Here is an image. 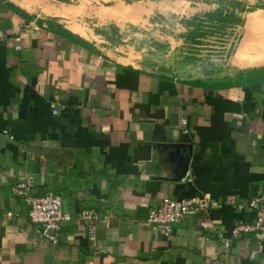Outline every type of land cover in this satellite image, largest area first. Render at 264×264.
<instances>
[{"label": "crops", "instance_id": "0c3cea01", "mask_svg": "<svg viewBox=\"0 0 264 264\" xmlns=\"http://www.w3.org/2000/svg\"><path fill=\"white\" fill-rule=\"evenodd\" d=\"M237 35L226 65L179 60L227 57ZM247 35H264V0H0V264H264V230L228 249L218 236L264 194V61L237 57ZM26 174L71 214L55 240L14 193ZM203 196L170 236L147 222L164 198Z\"/></svg>", "mask_w": 264, "mask_h": 264}, {"label": "built area", "instance_id": "2783aa9c", "mask_svg": "<svg viewBox=\"0 0 264 264\" xmlns=\"http://www.w3.org/2000/svg\"><path fill=\"white\" fill-rule=\"evenodd\" d=\"M25 32L30 31V27H24ZM15 42L17 49L22 48V36L9 37ZM184 132L187 130L184 128ZM36 186L35 178L32 174H26L18 181L14 187V193L23 198L29 207L28 218L34 223L41 225L45 236L55 240L56 231L64 221L70 220L71 214L63 209V201L59 194L46 192L42 195L32 193ZM211 205V198L208 196L192 197L189 199L164 198L158 205L149 209L147 222L152 228L163 235L170 236L173 233L174 225L180 222L186 215H194L200 211H205ZM250 209L256 211L257 216L253 222L237 223L228 229L219 230L218 236L223 246L228 249L234 239L252 231L264 230V194H258L249 202ZM79 218L86 222V238L94 248L98 245V222L100 215L95 210L84 209L80 211Z\"/></svg>", "mask_w": 264, "mask_h": 264}, {"label": "rangeland", "instance_id": "374dc122", "mask_svg": "<svg viewBox=\"0 0 264 264\" xmlns=\"http://www.w3.org/2000/svg\"><path fill=\"white\" fill-rule=\"evenodd\" d=\"M253 17V18H252ZM251 17V19H252V21H254V20H257V19H259V18H261V16L260 15H258V14H255V15H253ZM255 17V18H254ZM251 19H250V21L249 22H252L251 21ZM226 21H230V20H226ZM225 27H231V26H225ZM211 29V28H210ZM232 29V28H231ZM235 30V29H234ZM233 30V31H234ZM235 32H236V30H235ZM237 33H238V31H237ZM224 36H222V38H223ZM236 38H238V35L236 36ZM218 41H220V42H216L215 43V45H218V46H224L225 45V42H224V40L223 39H218ZM204 43H207V41H204ZM228 44L230 43V41H228L227 42ZM238 43H239V38L238 39H236V40H234L233 42H232V45H231V47H230V51H229V55L226 57V56H224V55H219L218 57H215V58H211V57H200V58H192V56H190V57H183V58H180L179 60L182 62V63H193L194 62V60H199V61H202V63L204 64V65H208V66H212V65H215V66H222V65H226L227 63H230V55H231V53L234 51L235 52V50H236V48L238 47ZM221 48V47H220ZM187 56V55H186ZM168 61H171L173 64H176V59H173V58H169V59H167ZM180 66H181V64H180ZM181 68V67H180Z\"/></svg>", "mask_w": 264, "mask_h": 264}, {"label": "bare ground", "instance_id": "6f19581e", "mask_svg": "<svg viewBox=\"0 0 264 264\" xmlns=\"http://www.w3.org/2000/svg\"><path fill=\"white\" fill-rule=\"evenodd\" d=\"M255 18V17H254ZM251 21H252V19H251ZM245 34H247V33H245ZM252 34H254V33H252ZM251 36V35H250ZM254 36H255V34H254ZM254 36H253V38H254ZM247 37H248V39L247 38H244L243 40H242V42H241V44L239 45V48H238V58L239 59H241V60H245V62L247 63V64H251V63H256V62H260V61H264V35L263 36H261V39H260V41H257V44H255V43H252V39H250V37L247 35ZM251 38H252V36H251ZM255 39V38H254ZM248 49H254V50H258V49H260L261 51H262V55H260L259 57H258V53L256 54V57L255 58H247L246 57V54H247V51H248ZM250 54V53H249ZM249 54L247 55V56H249ZM254 56V55H253ZM252 57V56H251ZM241 62V65L243 64V62L242 61H240Z\"/></svg>", "mask_w": 264, "mask_h": 264}]
</instances>
